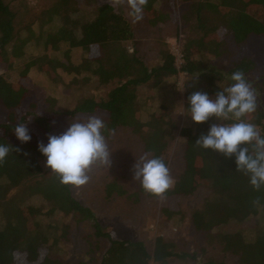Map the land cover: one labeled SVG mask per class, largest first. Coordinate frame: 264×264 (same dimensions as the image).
<instances>
[{"label": "trees", "instance_id": "obj_1", "mask_svg": "<svg viewBox=\"0 0 264 264\" xmlns=\"http://www.w3.org/2000/svg\"><path fill=\"white\" fill-rule=\"evenodd\" d=\"M147 1L152 5L157 0ZM61 5L65 14L63 24L49 35L46 49L58 51L61 44H68L70 49H81L88 53L87 58L70 67L62 62L55 64V60L46 55L29 63L26 71L33 66L41 68L49 64L54 71L60 68L66 75H71V71L89 72L100 86L114 83L117 86L110 91L107 100L97 102L93 98H85L72 111L60 114L70 118H76L79 114H106L108 118L102 128L105 135L121 127L130 128L142 136L145 149L153 155L155 164V170L140 183L142 194L169 199L190 197L200 187L210 189L211 195L205 200L203 209L193 212L191 216L198 231L210 232L234 221L244 222L264 212V110L260 108L257 92L249 87L231 84L223 88L221 85L225 76L218 71L216 75L215 70L212 74L202 75L209 68L208 62L193 59L195 55L205 56L204 51L208 48L212 55H225V42L219 40L231 38L239 46L252 36L264 39V0H193L186 17H192L204 35L196 41L199 48L196 51L192 49L193 41L185 43V64L180 69L176 65V57L170 52H164L162 64L153 69H148L136 58L127 47L133 38L131 24L112 5H100L94 18L82 25L70 15L77 10L72 9L77 7V0H61ZM14 18L9 6L0 0V63L8 65L16 57L22 56L26 43L16 45ZM79 27L80 34H77ZM9 48H12L11 52ZM254 69V62L244 58L227 73L231 77H243ZM180 72L190 78L196 74L202 77L201 81L186 85V109L196 118L193 126H184L180 131V135L187 139L185 170L172 187H164L161 192L160 184L169 168L164 158L168 157L169 146L175 140L179 127L174 121L155 114L151 120L144 122L138 103V89L145 84L160 87ZM259 91L263 94L264 87H259ZM30 93L26 87L14 85L0 75V108L8 114L7 123L0 125V203L3 204L1 200L11 190L42 176L43 162L46 161L52 174L36 182L30 193L41 194L51 208L47 213L43 212L42 207L17 208L10 212L7 207L2 208L6 223L0 227V264H70L55 253L53 255L59 242L56 232L52 231L53 226L44 225L38 220L40 216L55 212L65 216L78 213L92 221L98 240L108 239L109 248L98 264H170L173 257H187L186 254H177L175 245L163 237L156 239L154 250L150 252L142 241L114 239L111 233L104 231L94 213L73 198L65 170L56 166L51 149L37 138L52 132L51 118H34L41 135L33 132L28 137H32L37 145L13 141L23 136L22 125L26 118L21 116L18 119L17 116ZM206 102L212 105L213 110L206 111L198 106ZM218 113L227 117L223 124L235 122L237 132L235 129L218 131L215 122ZM86 144L89 142L84 141L82 147ZM115 185L108 186L110 194ZM119 195H126V191L120 190ZM164 212L168 214L167 210ZM221 242L227 252L237 256L240 264H264V229L251 243L246 242L240 233L223 235ZM93 260L87 256L77 264H93Z\"/></svg>", "mask_w": 264, "mask_h": 264}, {"label": "rangeland", "instance_id": "obj_2", "mask_svg": "<svg viewBox=\"0 0 264 264\" xmlns=\"http://www.w3.org/2000/svg\"><path fill=\"white\" fill-rule=\"evenodd\" d=\"M146 1L77 0V7L72 8L77 10L70 15L82 25L94 18L100 5L110 4L131 24L133 38L127 47L136 58L148 69H153L162 64V54L170 52L176 57V65L180 69L185 64V43L193 41L192 49L196 51L199 49L196 41L204 35L197 22L192 17H186L193 0H157L152 5ZM4 3L15 15L16 45L26 43L22 56L16 57L12 64L0 63V75L31 92L23 101L17 116L18 119L21 116L26 118L22 125L23 136L13 141L17 144L37 145L32 137H28L33 132L40 134L39 125L34 118H51L52 132L37 138L45 147L51 149L56 166L65 170L73 198L89 208L104 231L111 233L114 239L142 241L152 252L156 239L163 237L175 245L177 254L188 255L184 259L173 257L170 264H240L237 256L225 250L221 242L222 236L240 233L246 242H253L258 232L264 229V212L244 222L234 221L210 232H202L195 228L191 216L193 212L203 209L205 200L211 195L210 189L200 187L190 197L169 199L142 194L141 181L155 170L153 155L146 151L142 136L130 128L121 127L105 135L102 128L108 118L106 114H79L76 118L60 114L72 111L85 98H93L97 102L107 100L110 91L117 85L114 83L100 86L89 72L75 71L78 74L76 75L71 71V75H66L60 68L54 71L49 64L41 68L33 66L26 71L29 63L46 55L55 60V64L62 62L70 67L84 62L88 56L81 49H70L68 44H61L58 51L46 49L49 35L62 26L65 18L61 0H4ZM76 33L80 34V27L76 29ZM221 41L225 42V55H212L208 48L204 51L205 56H193L197 62H208L206 64L209 68L202 75L209 72L212 74L215 70L216 75L218 71L225 76L226 84L221 85L223 88L229 84L241 88L249 87L257 92L253 91V94H257L260 108L264 110V93L259 91V87H264V39L252 36L239 46L231 38L219 40ZM11 51L12 48H9V52ZM244 58L252 60L255 69L243 77L228 75V69ZM201 79L200 74L190 78L180 72L177 77L169 78L160 87L153 88L150 84H145L138 89V103L144 122L151 120L155 114L174 121L179 127L175 140L169 146L168 157L164 158L169 168L160 184L161 192L164 187H172L185 170L187 139L180 135V131L184 126H193L196 118L186 109V85ZM198 106L206 111L213 110L209 102ZM226 118L218 113L215 120L217 130L235 129L237 132L235 122L223 124ZM7 121V112L0 108V125ZM84 141L89 144L82 147ZM43 168L42 176L11 190L1 200L3 204L0 203V227L6 223L2 208L7 207L9 212L12 209L25 210L32 206L42 207L44 213L50 210L48 201L41 194L30 193L36 182L43 181L44 177L47 179L52 174L46 161L43 162ZM111 184L116 185L110 194L108 186ZM120 190L126 191V195H119ZM38 220L44 225L53 226L52 231L59 238L53 255L55 253L64 262L77 264L89 256L94 258L93 264H98L109 248L108 239L98 240L95 237L92 221L82 218L76 212L70 216L55 212L40 216Z\"/></svg>", "mask_w": 264, "mask_h": 264}]
</instances>
